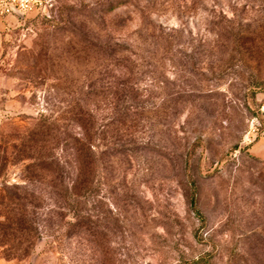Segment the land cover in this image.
<instances>
[{"label": "rangeland", "instance_id": "rangeland-1", "mask_svg": "<svg viewBox=\"0 0 264 264\" xmlns=\"http://www.w3.org/2000/svg\"><path fill=\"white\" fill-rule=\"evenodd\" d=\"M50 1V17L0 16V137L19 144L45 116L57 155L88 138L106 162L81 228L50 218L29 257L0 248V264H264V89L248 90L264 80V1ZM125 91L139 106L123 128ZM124 140L136 152L108 158Z\"/></svg>", "mask_w": 264, "mask_h": 264}, {"label": "trees", "instance_id": "trees-1", "mask_svg": "<svg viewBox=\"0 0 264 264\" xmlns=\"http://www.w3.org/2000/svg\"><path fill=\"white\" fill-rule=\"evenodd\" d=\"M122 5L120 3L117 7ZM114 9L115 7H111L109 11ZM235 42L240 47V40L235 39ZM111 49L112 47H109V53ZM263 89L264 80L251 76L248 90L252 96L255 97L256 93ZM134 100L132 92H124L113 116L116 126L121 125L124 128L130 122L134 108L139 106ZM80 113L77 120L82 122L80 126L84 128L83 123L88 122V119L82 110ZM113 130L119 137L118 128ZM108 132L103 129V141H106ZM62 135L63 132L56 122L41 116L26 134L21 135L19 144L7 147L0 137V177L8 167L29 162L23 169L21 184L5 187L0 191V248H3L6 259H25L32 254L37 240L41 238V222L44 223L53 217L63 220L65 216H71L75 220V223H70L72 227L81 228L80 223H84L81 205H86L87 201L94 197L92 188L95 182L102 180L100 174L106 156L97 153L94 150L95 145L88 138L83 142L75 139V152L71 159L57 155L55 149L65 142L62 141ZM106 144L110 153L108 158L111 159L117 158L119 153L134 154L139 147L136 142L126 140L124 145L117 142ZM195 189L196 184L192 181L190 207L200 216Z\"/></svg>", "mask_w": 264, "mask_h": 264}, {"label": "built area", "instance_id": "built-area-1", "mask_svg": "<svg viewBox=\"0 0 264 264\" xmlns=\"http://www.w3.org/2000/svg\"><path fill=\"white\" fill-rule=\"evenodd\" d=\"M53 7L50 0H0V16L23 17L38 13L50 17Z\"/></svg>", "mask_w": 264, "mask_h": 264}]
</instances>
